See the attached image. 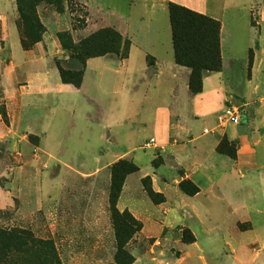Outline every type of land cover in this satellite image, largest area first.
I'll use <instances>...</instances> for the list:
<instances>
[{
    "label": "rangeland",
    "instance_id": "374dc122",
    "mask_svg": "<svg viewBox=\"0 0 264 264\" xmlns=\"http://www.w3.org/2000/svg\"><path fill=\"white\" fill-rule=\"evenodd\" d=\"M226 2L228 6L224 0H208L210 11L225 25L226 73L230 76L228 68L234 63L237 68L245 63L243 76L249 77L253 64L249 48L258 41L260 17L253 9L249 18L248 10L237 0ZM14 3L18 28L16 0ZM168 3L163 0H62L60 12L56 6L43 3L37 13L45 29L41 41L45 51L41 58L34 51L35 58L44 69H53L59 76L57 63L64 68L80 69L74 60L77 50H64L57 36L67 33L77 46L98 31L109 29L121 35L123 42L133 41L139 49L140 44L148 47L150 54L160 60L173 59ZM262 44L264 48V39ZM123 47L114 42L108 46L99 42L92 52L117 51L104 56L123 62L126 53ZM252 50L254 60L256 51ZM136 53L133 69L137 72L130 77V82L140 79V54ZM11 61L7 51L0 52V264H118L117 260L127 264L129 256L132 264H264L261 243H244V247H238L240 237L238 243H233L223 240L224 235L218 242L204 243L201 240L204 233L193 231L191 226L195 229L200 226L199 217L187 214L185 209L190 204L182 197L197 195L198 188L186 177L172 152L154 147L155 141L149 140L154 135L150 126L147 134H140L143 121L149 122L147 114L146 119L140 117V99L139 102L111 99L112 106L104 112L112 124L108 125V140L95 141L85 135L81 141L78 136H66L69 138L66 149L52 151L42 135V120L47 118L44 105L40 103L34 108L33 115L38 120L35 131L18 119L24 113L18 107L20 93L29 87L30 80L19 70L6 71V64ZM229 104L248 110L242 102L232 100ZM95 111L98 113L97 108ZM219 116L217 122L224 128L227 124H222ZM144 134L148 141H143ZM224 142L221 141L217 150L221 147L220 153L232 152ZM122 162L135 172L117 180L116 188L121 192L114 201L113 180L122 172L119 166ZM146 172L150 174L143 176ZM199 202L203 208L216 211L214 219L207 216L206 227L210 229L206 234H216L218 229H211L216 222L228 229L238 216L243 217L232 214L215 201L210 204L201 198ZM117 214L129 215L139 224V230L131 236L122 225L127 238L122 241L126 244L121 253ZM248 227L240 225L241 230ZM7 231L13 233L10 242L3 234ZM233 257L239 263L231 261Z\"/></svg>",
    "mask_w": 264,
    "mask_h": 264
},
{
    "label": "crops",
    "instance_id": "0c3cea01",
    "mask_svg": "<svg viewBox=\"0 0 264 264\" xmlns=\"http://www.w3.org/2000/svg\"><path fill=\"white\" fill-rule=\"evenodd\" d=\"M163 1L221 21L214 11H210L208 0ZM237 2L248 10L249 18L253 9H256L260 17L258 41L254 47L249 48H255L256 51L251 75L243 76L247 66L245 63L239 68L234 63L233 67L228 68L230 76L226 73L223 49L227 45V38L225 25L220 22L223 68L221 71L205 74L202 92L194 95L189 89V68L177 65L174 57L160 60L150 54L148 47L140 44L139 49L133 41L128 58L123 62L109 56L91 58L86 62L80 88L64 84L57 71L44 69L45 66L40 65L35 58L37 55L42 57V52L45 51L41 45L43 42L36 45L34 50L23 49L15 23L14 0H0V52L7 51L12 56V61L6 64L5 70L9 73L11 69L19 70L26 80H30L29 87L20 93L18 107L24 113L18 117L19 121L35 131L38 120L33 115L34 108L40 103L44 105L47 118L42 120V135L46 137L49 150L60 151L66 149L67 141L73 135L78 136L81 141L85 139V135H90L95 141L108 140V125L112 124L104 112L109 111L112 106L111 99L137 102L140 99V117L146 119L147 114L149 119V122L145 120L141 124L140 134L146 133L150 126L154 135L151 134L149 140L155 141L154 147L160 150L167 148L172 152L183 166L186 177L198 188L197 195L182 197L184 202L190 204L185 209L187 214L199 217L196 220L200 222V226H195L196 229L191 226L193 231L204 233L205 236L201 239L204 243L218 242L224 235L223 240H231L233 243H238L240 237L241 241L236 244L238 247H244V243H261L264 246V0ZM225 3L228 6L226 0ZM126 25L128 28V24ZM34 51L37 55H34ZM135 51L140 54V79L130 82V77L137 72L133 66ZM153 60L155 64H151ZM232 100L235 103L242 102L248 108H240L241 115H246L247 122L244 123L242 118L238 125L228 123L221 128L217 118ZM66 117H69L68 120ZM65 120L66 123L63 124ZM80 125L83 128H79ZM95 125L99 127V131ZM78 129L81 131L78 132ZM82 129L90 133L85 134ZM205 130L212 132L206 134ZM146 134L144 142L148 141ZM222 140L234 150L233 157L217 150ZM148 174L150 173L146 172L143 176ZM152 174L156 177L155 173ZM153 180L156 183L155 178ZM201 198L210 204L215 201L232 211V214L243 217L238 216L228 229L219 227V222H216L211 227L218 229L216 234H206L210 229L206 227L207 216L214 219L216 211L203 208V204L199 202ZM245 224L249 225L248 229L241 230L240 225ZM231 261L239 263L235 257Z\"/></svg>",
    "mask_w": 264,
    "mask_h": 264
},
{
    "label": "trees",
    "instance_id": "16d2710c",
    "mask_svg": "<svg viewBox=\"0 0 264 264\" xmlns=\"http://www.w3.org/2000/svg\"><path fill=\"white\" fill-rule=\"evenodd\" d=\"M43 3L46 5H54L57 11H61L60 5L62 0H16L18 14L17 24L20 31L21 45L26 51L32 50L41 42L45 33L44 26L37 13L38 7ZM167 7L174 62L179 66L190 69L189 89L192 94L196 95L203 90V77L205 73L222 70L223 60L220 45L221 23L210 16L200 14L172 2H169ZM57 37L64 50H77L74 60L78 61L81 66L80 69H76L75 67L64 68L60 63H57L62 82L64 84L74 85L76 88H80L82 85L87 60L117 52L107 50L102 53L94 54L95 52L92 51L95 50L97 43L103 42L105 46H108L114 42L118 44L120 48L124 46L123 50L126 53L122 57L123 60L128 58L131 46L130 42H123L121 35L109 29L98 31L86 40L81 41L77 46L74 45L72 37L67 33H61ZM256 48H258V45H256ZM249 54L250 63H252V49ZM219 150L220 152L222 151L221 147ZM226 154L233 157L234 150L232 149V152L226 151ZM119 166H121L123 170L121 173L114 176V185L111 190V197L114 201H117L121 192L119 188H116L117 180L120 177L124 179L128 174L135 172V169L126 163L122 162ZM115 218L117 238L119 241L118 250L121 253L126 244L123 242L126 241L127 238L125 237L126 234L123 233L121 229V227H123L122 225H124L126 231L129 232L128 236H131L139 230V224L126 214H117ZM141 228L140 226V230ZM3 234L7 236L6 239L10 242L13 233L7 231ZM117 262L118 264H123L119 260H117ZM127 264H132V257L129 256V262Z\"/></svg>",
    "mask_w": 264,
    "mask_h": 264
},
{
    "label": "built area",
    "instance_id": "2783aa9c",
    "mask_svg": "<svg viewBox=\"0 0 264 264\" xmlns=\"http://www.w3.org/2000/svg\"><path fill=\"white\" fill-rule=\"evenodd\" d=\"M219 120L222 124L232 123L235 125L240 124L242 120L241 110L240 108L229 104L223 110V113L219 116Z\"/></svg>",
    "mask_w": 264,
    "mask_h": 264
},
{
    "label": "water",
    "instance_id": "95a60500",
    "mask_svg": "<svg viewBox=\"0 0 264 264\" xmlns=\"http://www.w3.org/2000/svg\"><path fill=\"white\" fill-rule=\"evenodd\" d=\"M242 118H243V122L246 123L247 122L246 115H243Z\"/></svg>",
    "mask_w": 264,
    "mask_h": 264
}]
</instances>
